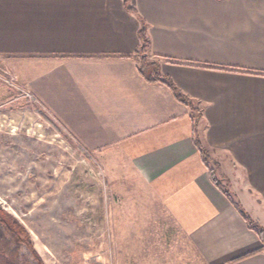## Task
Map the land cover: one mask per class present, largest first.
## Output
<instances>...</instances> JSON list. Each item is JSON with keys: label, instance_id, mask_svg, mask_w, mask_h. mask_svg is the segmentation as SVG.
Wrapping results in <instances>:
<instances>
[{"label": "crops", "instance_id": "0c3cea01", "mask_svg": "<svg viewBox=\"0 0 264 264\" xmlns=\"http://www.w3.org/2000/svg\"><path fill=\"white\" fill-rule=\"evenodd\" d=\"M127 4L0 0L1 67L83 149L128 167L113 180L132 183L144 220L166 224L171 241L158 240L176 247L175 264H264L234 205L264 227V0ZM142 23L147 58L198 109L197 124L168 85L140 73ZM213 165L234 194L211 181Z\"/></svg>", "mask_w": 264, "mask_h": 264}, {"label": "rangeland", "instance_id": "374dc122", "mask_svg": "<svg viewBox=\"0 0 264 264\" xmlns=\"http://www.w3.org/2000/svg\"><path fill=\"white\" fill-rule=\"evenodd\" d=\"M2 61L0 209L24 226L41 263L175 264L176 247L158 240L166 224L144 220L132 208V183L113 180L128 167L83 149ZM6 264L37 262L21 246Z\"/></svg>", "mask_w": 264, "mask_h": 264}, {"label": "trees", "instance_id": "16d2710c", "mask_svg": "<svg viewBox=\"0 0 264 264\" xmlns=\"http://www.w3.org/2000/svg\"><path fill=\"white\" fill-rule=\"evenodd\" d=\"M129 1L130 0H124L126 4ZM127 8L132 12L135 11V8L130 3L127 4ZM138 35L140 38V44L138 49L136 50V53L141 57L140 66H139L140 73L146 78V80L150 82H162L168 85L173 90L176 98L191 108L194 115V121L197 124L196 120L199 117L198 109L192 106L191 100L176 87V85L167 75L160 73L159 63L156 61L149 60L147 58L148 56L147 48L149 46V39L146 35L145 24L143 23L141 24L138 31ZM195 123H194V134H195L194 142L201 153L202 160L204 161V163L208 164L211 161V158L209 157L208 149L201 144V142L197 137V133L195 131L196 129ZM208 171L211 181L218 188H220L221 185L224 187L223 192L225 195L234 194L228 188L229 185L227 186L228 181L226 180V178L217 175V170L214 165L208 166ZM223 181L224 184H222ZM234 205L236 206L240 214L244 217L248 226L256 232L259 239L264 243V227L260 226L250 218V216L245 212L242 205L239 203L237 199H235ZM21 246H23L25 249H27L30 252L34 260L37 262V264H42L40 259L36 255L35 251L30 245V242L28 240V232L25 230L24 226L17 219H14L10 214H8L6 211L0 209V264H6L9 260L16 257L19 254Z\"/></svg>", "mask_w": 264, "mask_h": 264}, {"label": "built area", "instance_id": "2783aa9c", "mask_svg": "<svg viewBox=\"0 0 264 264\" xmlns=\"http://www.w3.org/2000/svg\"><path fill=\"white\" fill-rule=\"evenodd\" d=\"M26 95H29V96H31L28 92H26Z\"/></svg>", "mask_w": 264, "mask_h": 264}]
</instances>
